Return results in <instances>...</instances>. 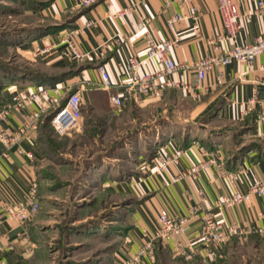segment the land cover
I'll return each instance as SVG.
<instances>
[{
  "label": "crops",
  "instance_id": "crops-1",
  "mask_svg": "<svg viewBox=\"0 0 264 264\" xmlns=\"http://www.w3.org/2000/svg\"><path fill=\"white\" fill-rule=\"evenodd\" d=\"M34 1L24 5L29 4V7H32ZM43 1L44 4H41L45 7L43 11L46 14L56 13L57 22L23 24L22 27L25 29L21 34L23 39L19 36L2 37V45L9 46L12 43L15 49L25 53L30 60L35 61L40 57L44 61L43 68L38 70H30L29 73H20L14 77L8 75L3 77L0 99L4 103L13 101L22 90L33 91L40 86H49L48 95L55 96L54 85L59 84L62 91L70 89L81 92L83 110L84 104L87 103L94 111L106 106L115 108L111 96L125 95L123 84L128 77L125 72L126 62L132 55L146 58L145 36L138 26L141 13L152 16L151 29L156 37L162 39L183 37L173 53V57L178 62H191L212 53L209 39L223 29L218 0L192 1V4L203 12L200 34L193 33L192 19L182 20L172 27L168 26L167 20L171 16L180 12L189 13L190 6L181 0H170V4H166V0H146L145 5L140 4L138 10L117 21L116 26L106 15L108 3H112L116 9H121L131 2L139 3L141 0H99L92 6L80 9L75 7L76 0ZM234 1L242 12L253 13L237 35L239 44L251 43L264 31L263 17L256 12L261 0ZM89 22H93V25L89 26ZM52 28L56 29L53 31ZM64 30L76 31V42L83 50L100 46L118 30L121 33L120 42L116 43L105 58H100L96 62L81 63L64 57L62 52L64 46L54 48L60 43L61 33ZM231 45L233 44H227V47ZM52 46L53 49L49 52H42L44 48ZM99 62L105 64L109 70L115 84L111 89L96 88V83L100 79L97 71ZM75 63L80 65V70L75 69L76 72L72 73L73 69L70 66ZM157 69L159 65L154 60L145 61L143 70L153 72ZM222 70L225 72V78L224 82L219 84L218 74ZM194 76L193 72L178 70L170 77L176 80L183 78L194 80ZM255 91L258 94V103L248 116L240 118L243 102L251 98ZM98 97H105L106 106L97 100ZM217 100L223 101L218 118L230 122L231 125L237 124L238 127L226 131L198 132L199 136L192 132L187 139H183L184 143L178 138H171L164 146L162 145L159 155L172 154L178 149H182L184 154L178 163L165 167L157 160L147 165L150 172L145 177L143 185L146 190L154 191L153 193L150 191L137 208L144 233L145 231L152 233L158 227L161 210L167 209L171 214L183 215L190 207L199 204L201 209L193 216L187 235L161 239L164 248L173 256H178L174 251L176 239L183 240L186 245L193 244L196 252L188 261L196 264H222L228 262L235 253L241 255V249L244 251L241 257L246 258L245 254L251 253L255 256V252L264 248V233L257 231L258 228L264 230V194H253L250 201L217 212L219 219L227 223H238L246 228L248 231L246 238L232 236L220 249L215 250V253L203 249L202 245L196 242L201 217L212 209L218 198L235 190L248 192L251 183L264 182V134L262 133L264 126L259 125L258 122L264 102V54L259 55L251 66L234 61L224 68L215 67L211 70L205 81L202 97L195 101L197 107L203 110ZM127 102L130 100L126 99V105ZM40 109L41 100L20 111L12 112L5 119L0 120V133L18 131L26 123H30L32 114ZM46 117L42 115L36 122L37 128H32L17 138L18 141L13 146L10 147L7 142L0 140V208L5 202L23 201L32 179H38V162L44 158V152L39 144L40 127ZM204 135L205 138H202ZM193 138L206 142L209 149L206 150L190 142ZM210 159H214V162L197 175H189L178 182L174 181L178 173L201 160ZM35 217L24 225L14 220L2 223L4 236L0 240V259L7 258L11 263L12 256L23 255L31 250L34 243L30 240L29 234ZM20 232H24L26 236L22 241L18 238ZM253 256H249L251 264L256 258ZM146 261L147 263L144 264H154L149 258H146Z\"/></svg>",
  "mask_w": 264,
  "mask_h": 264
},
{
  "label": "rangeland",
  "instance_id": "rangeland-1",
  "mask_svg": "<svg viewBox=\"0 0 264 264\" xmlns=\"http://www.w3.org/2000/svg\"><path fill=\"white\" fill-rule=\"evenodd\" d=\"M29 1L0 0V72L16 75L44 66L40 57L32 61L12 43H1L6 35L23 39V24L57 22L56 13L43 11V0L24 5ZM70 67L72 73L80 70L76 63ZM97 100L106 106L105 97ZM207 109L173 88L143 103L127 102L122 110L94 111L84 104L81 126L66 135L58 134L46 117L39 140L44 158L37 169L40 209L29 234L34 244L9 264L147 263L145 255L137 259L147 240L137 208L154 191L143 185L147 165L171 138L184 143L192 132L238 127L218 118L220 110ZM190 142L209 149L201 139ZM255 254L235 253L222 264H251L249 256L256 257L252 264H264V248ZM153 255L154 264H196L173 256L160 238L153 241Z\"/></svg>",
  "mask_w": 264,
  "mask_h": 264
},
{
  "label": "built area",
  "instance_id": "built-area-1",
  "mask_svg": "<svg viewBox=\"0 0 264 264\" xmlns=\"http://www.w3.org/2000/svg\"><path fill=\"white\" fill-rule=\"evenodd\" d=\"M99 0H76L75 7L80 9L92 6ZM193 0H181L190 6L188 14L176 13L168 18L169 27L174 26L177 22L185 19H192L194 22L193 33H201V17L203 15L196 5L192 4ZM145 5L146 0L131 2L127 7L116 9L112 3H108L106 15L114 25L124 16L136 11L139 5ZM166 4H170V0H166ZM218 7L222 17L223 29L217 32L209 39V44L212 46L213 52L203 58L191 62H178L173 57L174 50L179 46L182 36L173 38H158L154 35L151 29L152 16L141 13L138 26L144 32L146 41V58H141L138 55H132L125 64V72L127 80L123 84L124 96L112 95L111 102L115 105L116 110H122L126 105V99L143 103L151 97H159L167 90L177 88L183 90L193 100H198L202 97L205 89V81L209 73L215 67L224 68L234 61L245 63L251 66L256 58L264 54V31L257 35L253 42L248 44H239L237 42L238 33L244 28L245 23L249 20L253 13L242 12L234 0H218ZM256 12L262 15L264 20V0L258 3ZM89 26L93 22L88 23ZM120 32L109 38L100 46L90 50H83L76 42V31L64 30L61 33V40L54 48L62 45L63 56L77 62H96L98 59H103L107 53L114 48L116 43L120 42ZM232 43L230 47L227 44ZM52 47L44 48L43 53L49 52ZM146 60H154L159 69L148 72L143 70ZM182 70L193 72L194 80L181 79L176 80L170 76L176 71ZM99 73V81L96 83L98 89H111L114 87V82L111 78L106 65L99 62L97 64ZM225 72L222 70L218 74L217 82L223 83ZM56 86V95L49 96V86H40L37 90L25 91L22 90L18 96L10 102H6L0 107V120L5 119L14 111H20L22 108L41 100V109L32 114V121L26 123L18 131H3L0 133V140L7 142L10 147L17 143V138L28 132L30 129L37 128L36 122L42 115L50 116L51 126L60 135H66L72 130L78 129L83 120V97L80 91H72L70 89L62 91L59 84ZM258 94L255 91L254 95L243 102L240 108V118L248 116L258 103ZM259 125L264 126V102L262 112L258 118ZM264 134V130L262 131ZM23 150L22 147H20ZM184 154L182 149L176 150L172 154L157 155L155 160L161 163L163 167L172 163H178L181 156ZM160 160V161H159ZM214 162V159L201 160L192 165L185 171L178 173L174 177V181L189 176L197 175L202 169ZM222 164V163H221ZM221 166V165H220ZM253 194H264V182H253L249 186L248 192L240 190L232 191L218 198L212 209L206 211L201 217V223L198 228L196 242L202 245L203 249L215 253V250L220 249L223 244L232 236L246 238L247 229L238 223H227L223 219L218 218V211H223L226 208L233 207L241 202H248ZM40 209L39 200V182L37 178H33L30 188L28 189L26 198L17 203L5 202L0 208V240L4 236L1 225L4 221L14 220L22 225L34 218ZM201 209L200 205H194L189 208V211L183 215L171 214L167 209L159 212L158 227L154 232L145 231V248L137 252L139 257H145L154 261L153 241L156 239L173 238L175 236L187 235L190 231V223L193 216ZM264 218V214H263ZM257 231L264 233L262 228ZM20 241L26 238L24 232L18 234ZM174 251L181 255L186 260L193 258L196 249L194 245H186L183 240L176 239ZM0 264H9L7 258H1Z\"/></svg>",
  "mask_w": 264,
  "mask_h": 264
},
{
  "label": "trees",
  "instance_id": "trees-1",
  "mask_svg": "<svg viewBox=\"0 0 264 264\" xmlns=\"http://www.w3.org/2000/svg\"><path fill=\"white\" fill-rule=\"evenodd\" d=\"M32 1V0H31ZM30 2V1H29ZM35 74H37V73H35ZM6 75H8L9 77H14V76H16V75H18V74H16V75H11V74H6V71H1L0 72V87L2 86V83H3V77H5ZM38 76V75H37ZM39 77V76H38ZM57 79V78H56ZM4 104H6V103H4L3 101H2V99H0V105H4ZM222 104H223V101L222 100H217L216 102H214L213 104H211L209 107H208V109L205 111V113H210V111L211 112H213V110H220L221 109V107H222ZM48 119H47V121L49 122V124L51 125V123H50V116H48L47 117Z\"/></svg>",
  "mask_w": 264,
  "mask_h": 264
}]
</instances>
